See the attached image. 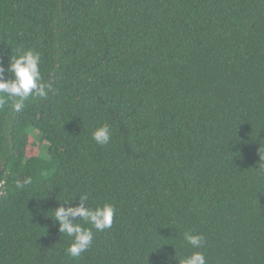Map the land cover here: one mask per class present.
<instances>
[{
  "label": "trees",
  "instance_id": "obj_1",
  "mask_svg": "<svg viewBox=\"0 0 264 264\" xmlns=\"http://www.w3.org/2000/svg\"><path fill=\"white\" fill-rule=\"evenodd\" d=\"M28 49L51 87L0 107V264H179L186 231L264 264V0H0V66ZM84 194L115 215L74 259L53 210Z\"/></svg>",
  "mask_w": 264,
  "mask_h": 264
},
{
  "label": "clouds",
  "instance_id": "obj_2",
  "mask_svg": "<svg viewBox=\"0 0 264 264\" xmlns=\"http://www.w3.org/2000/svg\"><path fill=\"white\" fill-rule=\"evenodd\" d=\"M40 62V54L28 49L11 59L7 69L0 66V107L4 106L9 99H12L13 109L19 112L24 107L23 102L30 96H47V90L51 86L43 82ZM6 72L11 73V78L5 79ZM92 139L100 146L108 144L111 139V130L108 123L98 126L92 133ZM28 183H31L30 178L23 184H19L18 187L23 188ZM72 199L64 200L53 211L55 221L59 224L60 233H66L69 237H72V243L65 250L66 255L75 259L91 247L94 238L93 228L97 231H104L112 227L115 207L111 203L91 207L87 203L89 200L87 194L80 196V204L65 207L64 205ZM77 217L92 227H85L77 223ZM181 243L182 245L186 243L197 250L179 260V264H207L204 253L199 251L204 246V236L202 234L195 231H186L183 234Z\"/></svg>",
  "mask_w": 264,
  "mask_h": 264
},
{
  "label": "water",
  "instance_id": "obj_3",
  "mask_svg": "<svg viewBox=\"0 0 264 264\" xmlns=\"http://www.w3.org/2000/svg\"><path fill=\"white\" fill-rule=\"evenodd\" d=\"M6 144L7 143L4 144L2 153L0 155V175L3 173V171L5 169L6 162H7V157H8V154H9L8 151H10V148H11L10 145L7 146ZM3 192H4V189L0 185V198L3 195Z\"/></svg>",
  "mask_w": 264,
  "mask_h": 264
},
{
  "label": "rangeland",
  "instance_id": "obj_4",
  "mask_svg": "<svg viewBox=\"0 0 264 264\" xmlns=\"http://www.w3.org/2000/svg\"><path fill=\"white\" fill-rule=\"evenodd\" d=\"M34 134H36V133H34ZM41 154H42L43 157H46L47 156V153H46V145H42Z\"/></svg>",
  "mask_w": 264,
  "mask_h": 264
},
{
  "label": "flooded vegetation",
  "instance_id": "obj_5",
  "mask_svg": "<svg viewBox=\"0 0 264 264\" xmlns=\"http://www.w3.org/2000/svg\"><path fill=\"white\" fill-rule=\"evenodd\" d=\"M1 185V184H0Z\"/></svg>",
  "mask_w": 264,
  "mask_h": 264
}]
</instances>
